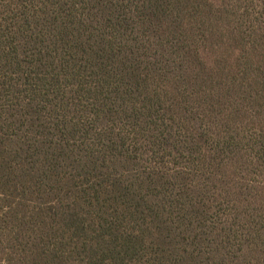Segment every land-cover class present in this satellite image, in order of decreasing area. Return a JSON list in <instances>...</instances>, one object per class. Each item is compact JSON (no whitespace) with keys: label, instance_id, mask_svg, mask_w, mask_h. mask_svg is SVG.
<instances>
[{"label":"trees","instance_id":"trees-1","mask_svg":"<svg viewBox=\"0 0 264 264\" xmlns=\"http://www.w3.org/2000/svg\"><path fill=\"white\" fill-rule=\"evenodd\" d=\"M0 264H264V0H0Z\"/></svg>","mask_w":264,"mask_h":264}]
</instances>
